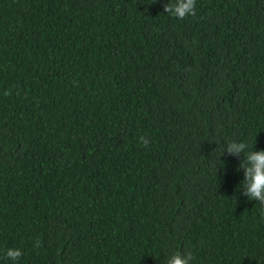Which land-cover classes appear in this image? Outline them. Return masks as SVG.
<instances>
[{
	"label": "trees",
	"instance_id": "trees-1",
	"mask_svg": "<svg viewBox=\"0 0 264 264\" xmlns=\"http://www.w3.org/2000/svg\"><path fill=\"white\" fill-rule=\"evenodd\" d=\"M175 2L0 0V264H264V0Z\"/></svg>",
	"mask_w": 264,
	"mask_h": 264
},
{
	"label": "clouds",
	"instance_id": "clouds-1",
	"mask_svg": "<svg viewBox=\"0 0 264 264\" xmlns=\"http://www.w3.org/2000/svg\"><path fill=\"white\" fill-rule=\"evenodd\" d=\"M196 6L197 0H176L174 4H167L164 7V11L174 18L184 20L196 15ZM10 94L9 91L4 93L5 96ZM139 140L140 144L144 147L150 145V140L145 136H140ZM225 152L227 154H234L237 157L242 154L244 155L245 160L240 165V169L245 173L242 184L243 195L251 201L264 205V150L248 151V144L246 142L233 141L228 143ZM41 246L42 244L39 240L34 242L35 248H40ZM5 256L7 259L18 262L23 256V251L18 248H9ZM193 259L194 256L191 252L181 253L180 251H176L168 257L166 264H191Z\"/></svg>",
	"mask_w": 264,
	"mask_h": 264
}]
</instances>
